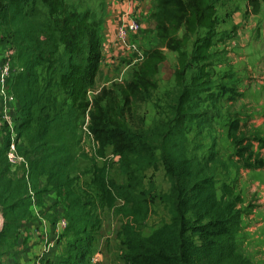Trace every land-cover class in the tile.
<instances>
[{"label":"trees","instance_id":"obj_1","mask_svg":"<svg viewBox=\"0 0 264 264\" xmlns=\"http://www.w3.org/2000/svg\"><path fill=\"white\" fill-rule=\"evenodd\" d=\"M249 1L257 12L259 1ZM151 18L158 45L143 52L129 80L94 90L101 20L93 11H78L65 0H0V32L21 68L11 92L19 115V144L23 142L19 152L26 161L21 172L10 173L8 136L2 126L0 246L17 240L21 223L33 217L32 198L52 191L64 199L67 226L61 233L73 235L54 264H92L99 213L115 207L121 217L118 233L125 264H254L237 244L241 194L185 148L186 123L210 90L216 0H154ZM199 29L204 33L188 55L184 47ZM163 49L177 53L178 92L170 117L148 129H133L125 114L136 109L145 93L157 89ZM190 63L195 67L185 83ZM86 116V130L98 146L96 156L104 161L92 159L86 170H79L77 151ZM107 146L118 157L121 183L109 175ZM158 162L169 182L160 199L170 216L143 234L141 221L153 206L142 174ZM85 173L88 180H82Z\"/></svg>","mask_w":264,"mask_h":264},{"label":"rangeland","instance_id":"obj_2","mask_svg":"<svg viewBox=\"0 0 264 264\" xmlns=\"http://www.w3.org/2000/svg\"><path fill=\"white\" fill-rule=\"evenodd\" d=\"M65 1L78 11H93L101 20L103 66H99L94 90L129 80L140 62V54L158 45L151 21L153 0L147 3L148 11L144 17L146 25L135 36L140 53L129 52L117 39L116 28L119 21L114 25L112 39L103 30L106 28L108 3H117L120 0ZM258 1V11L254 12L249 0H216L215 36L209 66L210 90L202 94L200 110L194 119L186 123L185 148L189 156L205 162L218 180L229 181L236 186L243 198L241 231L237 237L238 249L254 264H264V0ZM203 33L204 29H199L190 37L184 47L188 55L191 54L195 39ZM3 38L5 37L0 32V48L7 42ZM163 51L165 60L160 64L156 75L157 89L145 93L136 109L125 114L133 129H148L159 120L170 117L173 99L178 92L174 78L177 53L167 49ZM194 67L190 63L185 74V83L189 82ZM2 126L4 125L0 119V134ZM83 126L84 124L80 128L77 151L79 170H86L92 159L99 164L104 161L103 157L96 156L98 146ZM22 143L21 140V148ZM105 157L109 159L110 177L116 182H123L124 176L120 172L118 157L113 155L110 146L105 148ZM22 167V164H18L10 168V173L21 172ZM89 176V173H85L82 180H88ZM142 179L153 206L152 213L141 221L142 233L148 234L170 216V210L160 199L168 191L169 182L161 162L147 169L142 174ZM63 200L57 210L51 205L48 214L45 205L37 210L35 199L33 219L43 218L47 225L35 242L39 246L36 254L27 255L24 243L28 234L19 233L20 241L18 237L17 240H7L0 246V264H27L29 260L36 259L40 252V264L56 263L65 243L73 239L71 233H61L62 229H59V219L65 215ZM120 203L117 201L116 206ZM99 217L91 247L92 255L95 256L92 263L125 264L118 233L121 217L117 207L104 209ZM2 223L3 216L0 212V228ZM24 231L27 232L25 229Z\"/></svg>","mask_w":264,"mask_h":264},{"label":"built area","instance_id":"obj_3","mask_svg":"<svg viewBox=\"0 0 264 264\" xmlns=\"http://www.w3.org/2000/svg\"><path fill=\"white\" fill-rule=\"evenodd\" d=\"M128 2L125 11L124 19L120 20L116 28V37L121 42L126 50L129 52L140 53L138 45L135 42V36L142 30V21L140 12L138 11L139 2L141 0H126ZM143 54H140L141 60ZM21 70L14 63V49L9 44H4L0 48V119L2 125L5 126L6 134L8 136V146L6 149V159L9 167L12 168L18 164L26 167V161L20 154V145L18 139V122L19 115L15 106V98L11 92V84L14 76ZM92 91H88V97H91ZM94 93V92H93ZM88 116H86L83 128L86 130ZM32 209L35 207V199L32 198ZM59 229H65L67 226V219L62 217L59 219ZM40 254L36 259H31L27 264H40ZM95 256L93 255L91 262L94 263ZM92 263V264H93Z\"/></svg>","mask_w":264,"mask_h":264},{"label":"crops","instance_id":"obj_4","mask_svg":"<svg viewBox=\"0 0 264 264\" xmlns=\"http://www.w3.org/2000/svg\"><path fill=\"white\" fill-rule=\"evenodd\" d=\"M150 0H141L139 2V7H138V11L140 12V18L142 21V27H145V19L144 17H146V13H147V3ZM154 2V0H153ZM127 4L128 2L126 0H120L117 3H114L113 1H110L108 3V8H107V16L105 18V26L106 28H104L103 30L105 31V33H107V36L109 39H112V33L114 30V25L117 21H120L122 19H124L125 16V11L127 9ZM151 21L153 22V19L151 18ZM100 67L103 66L102 64V60H100ZM47 194L43 193L41 196H38L37 200H36V206H37V210L38 207L41 208L42 205H45V209L47 211V213L49 214L51 211V205H53L55 207V209H59V205L62 204V199L58 198L56 196V194L52 191L46 192ZM47 202V203H45ZM43 203V204H42ZM50 205V206H47ZM35 215H33L32 218H30L27 221H24L21 223L20 225V234H28V238L27 241L24 243L26 247L25 249L28 251L27 255L32 253L33 255H35L36 253V249L39 248L38 244H36V240L39 239L38 235H40V233L44 230H46V224L43 222V218H40V220L38 218H35ZM37 224V225H36ZM27 230V232L24 231ZM48 231V228H47ZM50 231V230H49ZM33 237V238H32ZM18 240L20 241V237L18 238ZM21 244V243H20ZM38 246V247H37ZM28 263V262H27Z\"/></svg>","mask_w":264,"mask_h":264}]
</instances>
